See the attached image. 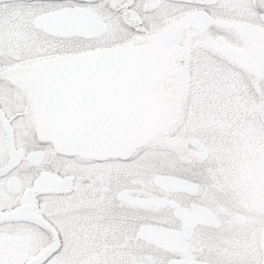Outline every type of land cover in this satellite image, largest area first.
Segmentation results:
<instances>
[{
  "label": "snow or ice",
  "instance_id": "obj_1",
  "mask_svg": "<svg viewBox=\"0 0 264 264\" xmlns=\"http://www.w3.org/2000/svg\"><path fill=\"white\" fill-rule=\"evenodd\" d=\"M0 264H264V0H0Z\"/></svg>",
  "mask_w": 264,
  "mask_h": 264
}]
</instances>
